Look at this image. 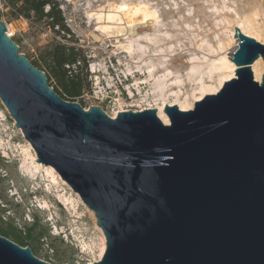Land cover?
Instances as JSON below:
<instances>
[{"label": "water", "instance_id": "water-1", "mask_svg": "<svg viewBox=\"0 0 264 264\" xmlns=\"http://www.w3.org/2000/svg\"><path fill=\"white\" fill-rule=\"evenodd\" d=\"M236 76L190 110H127L62 98L0 13V99L33 147L94 211L93 264H264V43L236 27ZM0 264H52L0 234Z\"/></svg>", "mask_w": 264, "mask_h": 264}, {"label": "rangeland", "instance_id": "rangeland-1", "mask_svg": "<svg viewBox=\"0 0 264 264\" xmlns=\"http://www.w3.org/2000/svg\"><path fill=\"white\" fill-rule=\"evenodd\" d=\"M55 1L70 33L59 32V26L53 27L49 19L41 20L33 14L16 16L3 0H0L1 17L13 40L18 42L20 52L31 61L57 42H74L82 47L88 59V88L76 102L87 109L100 106L111 116L119 111L142 110L148 102L154 104L153 90L162 82L160 75L165 71L172 72L169 82L176 79L184 82L180 101H191L194 107L195 102L213 94L207 90L208 85H216L223 79L227 82L233 73L236 76L237 66L235 71L228 67L225 57L237 47L234 37L238 23L249 18L264 33V0ZM49 9L47 6L46 11ZM144 11L151 15L145 22ZM110 13L122 20L103 16L100 22L111 26L109 32H103L97 28V15ZM130 16L135 19L132 24ZM130 42L137 53L133 58L124 52ZM150 68L154 69L156 81L141 84L138 90L135 80L143 79ZM130 90L135 97L130 96ZM0 156L5 158L0 160L3 195L0 208L10 202V211L3 221L8 223L9 214L16 216V226L26 237L27 225L39 214L43 228L47 230L51 225L50 235L39 241L30 240V247L39 258L52 264L99 261L105 236L94 211L55 170L37 162L33 147L16 127L1 99ZM18 203L22 207H17ZM26 206L27 214L22 217Z\"/></svg>", "mask_w": 264, "mask_h": 264}, {"label": "trees", "instance_id": "trees-1", "mask_svg": "<svg viewBox=\"0 0 264 264\" xmlns=\"http://www.w3.org/2000/svg\"><path fill=\"white\" fill-rule=\"evenodd\" d=\"M3 2L12 9L16 16L30 17L33 14L41 20L49 19L53 27L59 26L61 29L59 32L70 33L55 0H3ZM47 6L50 7L48 11H46ZM64 37H66V34H64ZM15 42L18 44L17 41ZM87 61V56L82 47L75 45L74 42H57L47 47L36 60L31 62L40 70L46 72L50 86H53L62 98L68 101H77L88 88ZM0 160L5 161V158L0 156ZM2 196L0 191V200H2ZM6 198H8V193L5 192ZM9 204L10 202L7 201L0 208V223H6L3 218L10 211ZM16 206L22 207V204L18 203ZM27 208L28 206L23 208L22 217L27 214ZM16 219V216L9 214L8 223L6 225L0 224V234L14 240L23 247L30 246V240L39 241L42 237L50 235L51 225L47 230L43 228L41 226L42 218L39 214H35L33 222L27 225L26 237L23 236L22 230L17 228ZM53 247L56 250L58 249L56 246ZM33 252L35 253L36 250L33 249Z\"/></svg>", "mask_w": 264, "mask_h": 264}, {"label": "bare ground", "instance_id": "bare-ground-1", "mask_svg": "<svg viewBox=\"0 0 264 264\" xmlns=\"http://www.w3.org/2000/svg\"><path fill=\"white\" fill-rule=\"evenodd\" d=\"M91 16H92V14L90 15L89 18H91ZM103 16H104V18L106 17L108 20H111V19H114V18H115L114 20H117V21L120 20V22L122 20V18L119 17V16L116 19V15H113L111 13L107 14V15L98 14L97 15V19L99 21L98 22L99 25L97 26V28L99 30L103 31V32H109V30L111 29V26L103 24V23L100 22L103 19ZM150 17H151V15L149 13H147L146 11H144L143 15H142V21L145 22ZM133 22H135V19L132 16H130L129 23L132 24ZM237 27H239L242 30L243 33H245V34H247V35H249V36H251L253 38H256L258 41L264 43L263 29L256 28V26H254L252 24V22L249 20V18L247 19L246 22H244V21L243 22H239ZM9 32H10V30H9ZM10 35H13V34L10 32ZM235 38L237 39V41H235L237 47L235 48V51L232 52L233 54L239 48V38L234 37V39ZM124 52L128 53V55L130 57H132V58L135 57V55L137 54L135 52V49L132 46V42H130V46L125 47ZM140 55L142 56L143 53L140 54ZM141 56L139 57L140 58L139 60L142 59ZM223 59H224V57H223ZM225 59H226V61L228 63V67L232 68L235 71L236 65L233 63V61L228 56L225 57ZM137 62H139V61H137ZM252 70H253L255 79L258 82H262V78H263V75H264V60H263L262 57H260L252 65ZM94 71H96V67H94ZM140 72H141V74H143V72L141 70H140ZM233 77H235V73H233V75L230 76V78H228L227 80H230ZM160 78H162V82L158 83L154 87V90H153V97H154L155 103L152 104L151 102H148L147 106L143 107L142 110L154 109V108L158 109V111H159L158 113H159L160 118L163 120V122L165 124H169L170 120H169L168 116L164 112V108H165L166 105H178L182 110H190V109H193V102L188 101V100L186 102H181L180 101V97L183 94L182 87L184 85V82L182 80H178V79L173 80L172 82H169V80L172 78V72L171 71H165L164 74L160 75ZM152 80L156 81V78H155V74H154V69L150 68V69H148L146 71V75H145V77L143 79H136L135 80L134 85L138 88V90H140L141 84H149L150 85ZM160 80L158 79L157 81L159 82ZM224 82H225V80L223 79V80H220L216 85H208L207 87H209V88L207 90L209 91V93H213V94L217 93L222 88ZM130 96L131 97H135V94L133 93L132 90H130ZM169 97H173V100H167ZM143 100L144 101L147 100V95H146V97L143 98ZM159 100H162V103L161 102L158 103ZM119 112H122V111H119ZM119 112H116L112 116H114V118H115L118 115ZM103 240H104V246H103V248L101 250L100 258H102L103 254L105 253V250H106L105 239L103 238Z\"/></svg>", "mask_w": 264, "mask_h": 264}, {"label": "built area", "instance_id": "built-area-1", "mask_svg": "<svg viewBox=\"0 0 264 264\" xmlns=\"http://www.w3.org/2000/svg\"><path fill=\"white\" fill-rule=\"evenodd\" d=\"M9 36H11L10 33H9ZM136 111H138V110H136ZM109 115H110V114H109ZM110 116H111V115H110ZM111 117H113V116H111Z\"/></svg>", "mask_w": 264, "mask_h": 264}]
</instances>
